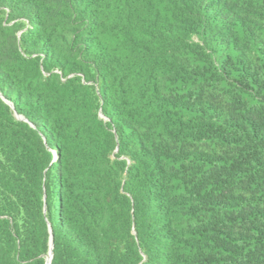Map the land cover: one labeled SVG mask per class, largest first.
Instances as JSON below:
<instances>
[{"label": "trees", "instance_id": "1", "mask_svg": "<svg viewBox=\"0 0 264 264\" xmlns=\"http://www.w3.org/2000/svg\"><path fill=\"white\" fill-rule=\"evenodd\" d=\"M264 264V0H0V264Z\"/></svg>", "mask_w": 264, "mask_h": 264}, {"label": "water", "instance_id": "2", "mask_svg": "<svg viewBox=\"0 0 264 264\" xmlns=\"http://www.w3.org/2000/svg\"><path fill=\"white\" fill-rule=\"evenodd\" d=\"M53 251H51V253H50V258H49V264L51 263V259H52V257H53Z\"/></svg>", "mask_w": 264, "mask_h": 264}, {"label": "bare ground", "instance_id": "3", "mask_svg": "<svg viewBox=\"0 0 264 264\" xmlns=\"http://www.w3.org/2000/svg\"><path fill=\"white\" fill-rule=\"evenodd\" d=\"M49 264V263H48Z\"/></svg>", "mask_w": 264, "mask_h": 264}]
</instances>
